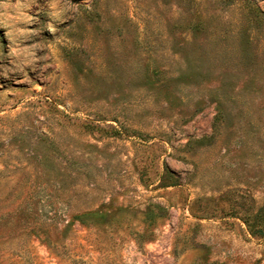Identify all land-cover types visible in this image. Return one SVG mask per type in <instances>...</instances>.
<instances>
[{"label":"rangeland","instance_id":"rangeland-1","mask_svg":"<svg viewBox=\"0 0 264 264\" xmlns=\"http://www.w3.org/2000/svg\"><path fill=\"white\" fill-rule=\"evenodd\" d=\"M0 264H264V0H0Z\"/></svg>","mask_w":264,"mask_h":264}]
</instances>
